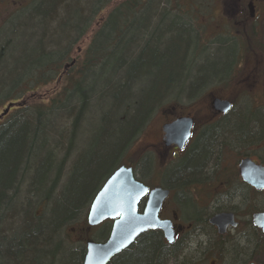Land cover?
Instances as JSON below:
<instances>
[{
    "label": "trees",
    "instance_id": "16d2710c",
    "mask_svg": "<svg viewBox=\"0 0 264 264\" xmlns=\"http://www.w3.org/2000/svg\"><path fill=\"white\" fill-rule=\"evenodd\" d=\"M114 1L93 0L81 10L79 0H35L8 22L12 26L16 16L24 13L31 15L28 21H22L23 27L13 30L11 40L2 34L9 47L14 43L13 39L26 36L32 29L44 36L36 41L32 50L27 49L35 44L30 38L23 50L21 47L14 49L19 57L6 53L5 47L0 49V106L22 104V101L24 104L0 126V264H62V261L65 264H83L84 247L81 252L73 253L58 247L60 234L64 232L61 231L71 227L88 229L90 204L104 183L123 166V160L143 127L158 110L173 102L175 107L187 98L181 88L190 84V80H195L193 86L200 81L197 76L189 74L198 61L186 59L196 40L194 37L190 44L188 36H192L193 30L185 31L183 40L188 47L183 51L179 49L182 41L176 44L175 25L170 24L162 37L156 35V30L166 25L167 14L159 13L156 17L153 13L158 26L153 31L150 13L156 5L155 0H126L114 7L101 20L83 58L78 63L74 62L71 59L74 46L89 33L92 24L111 8ZM45 7L46 11H43ZM53 24L58 26L57 30L51 29ZM23 28L27 32H23ZM56 31L61 37L55 34L56 40L51 41ZM45 37L50 42L45 43ZM167 37L172 38L169 43L165 42ZM194 47L198 49V44ZM227 48L228 44H222L218 49ZM49 51L53 54L49 55ZM235 59H239L237 54ZM72 63L74 65L71 66ZM224 64L222 66L227 69ZM234 64L227 70L228 74ZM66 66L74 72L70 78ZM203 80L206 78L203 77ZM214 81L218 82L217 79ZM62 83V88L49 100L35 99L39 91ZM145 83L149 85L140 90L141 106L135 103L126 107L123 113H119L118 107L114 106V117L99 118L98 115L95 119V114L86 113L81 118L84 112H65L68 102L75 99L78 93L90 92L96 85L103 86L101 102L112 98L118 103L115 95L119 96L120 92L125 93L133 86L144 88ZM6 92L7 95L3 96ZM87 116H92L87 123L96 131L94 148L87 156H82L78 167L76 165L73 169L68 190L55 202L50 201L45 198L46 193L52 192L63 172L62 161H58L57 157L71 152L76 136L89 126L82 123ZM100 176L104 178L101 182L104 181L99 189H93ZM50 180L53 183L51 190L47 188ZM27 184L29 190L20 192ZM35 200H39L36 206ZM40 207L45 215L38 212ZM108 228L105 230L107 237L111 226L108 225ZM248 252L247 248L237 251L240 256ZM171 262L176 264L168 259L167 250L152 235L141 238L134 249L123 253L111 264Z\"/></svg>",
    "mask_w": 264,
    "mask_h": 264
},
{
    "label": "flooded vegetation",
    "instance_id": "af4514ba",
    "mask_svg": "<svg viewBox=\"0 0 264 264\" xmlns=\"http://www.w3.org/2000/svg\"><path fill=\"white\" fill-rule=\"evenodd\" d=\"M225 1L220 0L217 36L240 40L239 59L233 61L236 66L217 79L220 86L198 94L204 99L191 111L179 110L183 104L179 103L163 112L164 122L155 135L148 127L154 117L149 120L142 172L138 175L132 167L135 179L147 190L139 214H145L154 191L169 192L158 218L169 225L173 242L162 230H150L140 239L153 235L175 251L203 249L187 264H206L207 254L213 257L211 264H256L250 259L239 262L237 251L247 248L256 257L264 248V231L255 222L264 215V71L259 68L264 64L260 62L264 34L260 35L259 28L264 0H244L243 5L242 0ZM232 80L235 87H223ZM226 92L229 98L223 96ZM214 101L229 103V111L218 112ZM181 119H191L192 127L189 139L180 147L167 142L165 127ZM219 217H223L222 228L214 224ZM106 224L112 228L113 222L99 227Z\"/></svg>",
    "mask_w": 264,
    "mask_h": 264
},
{
    "label": "rangeland",
    "instance_id": "374dc122",
    "mask_svg": "<svg viewBox=\"0 0 264 264\" xmlns=\"http://www.w3.org/2000/svg\"><path fill=\"white\" fill-rule=\"evenodd\" d=\"M70 1L72 2L74 0H70ZM79 1H80L79 2L80 9L83 10L86 8V5L93 0H79ZM123 1H126V0H115L113 2V5L111 6V8H109L108 10H105L102 13V15H100V17L97 19V21H95L92 24L93 26L91 27V30L89 31V33L86 34L82 40H80L79 42L76 43L77 45L74 46V48H73L74 52H73L72 57H71V59L73 58L72 60L74 62L78 63L79 59L83 58V54H84L86 48L88 47V45L92 39V36L99 29V24H100L101 20L107 15V13L112 11L114 9V7L120 5ZM223 1H225V0H223ZM231 1L232 0H226L225 3L227 4L228 2H231ZM243 1L244 0L241 1V3H240L241 5H243V3H244ZM233 2H235V1H233ZM28 3H29V0H3V1H0V30H2V33L0 34V43L3 42L0 46V49H3V47H5L6 53L9 52V53L13 54L14 49H19L20 47H21V50H23L25 48V46H27L26 41L29 38H30V40H34V42H31V43H35L32 45H29V48H27L28 50H32L34 45H36V41L42 40V37L44 36L43 34H41V36H40L38 34L39 31H37L35 29L29 30L27 32L23 28L21 30L23 32H27L25 34L26 36L22 35L21 38L18 37V40L13 39L12 42H14V43L11 44L12 45L11 47H9L5 42V39H4L2 34L8 35L13 30H17V29L23 27L22 21L23 22L28 21L27 19L31 16V15H26L25 13L23 15H18L15 17V19H13L12 26H9L10 23L8 24L10 19L12 17H14L15 15H17L21 9H23L25 6L28 5ZM154 3H156V5L158 7H156V5H154V7H152L153 11H152V13H150L152 15V19H153L152 20V22H153L152 24L154 26L153 31H155L156 27H158L157 26V20H156V18H154V16L156 15V17H157V15L159 13L164 12L165 11L164 9H166V8H167V12L169 10H171L172 13H177V14L182 15L181 17L187 20L186 22L189 24L191 30H193L192 36L189 34L190 36H188V37L190 39V44H192L193 39L195 37L196 40L194 41V44H198V49H195L194 44H193V46H191V49H190V54L187 56L192 58L195 55V51H196L197 55H204V56L202 59L203 62L200 64L198 63L196 68L192 69L191 73H189V74L192 77L197 76V79H200V82H201V79L203 81V77H205L207 81L209 80L211 82H213L216 79H221V78L226 77L228 75L227 70L230 68V66L232 65V63L236 57L237 49H238V42L240 40L236 37L234 39L227 38L226 39L227 41H226L222 36H217V33L219 32L218 23L220 22L219 17L217 15L218 14L220 15V13H221L220 0H155ZM183 3L187 7H188V5H191V6H189L187 8L186 6L183 5ZM180 4L182 5V7H180ZM162 9L164 11H162ZM153 13H155L154 16H153ZM32 17H34V16L32 15ZM26 24H27V22H26ZM162 26L159 27L160 28L159 31L156 30V35H159L160 37H162L164 35V33L168 27V26L167 27H165V26L162 27ZM175 26H174V28H175ZM57 28H58V26L54 25V24L51 27V29H53V30L54 29L57 30ZM259 28H260V33H261L260 35H262V31L264 34V17L262 18V20L260 22ZM185 31H188V27L186 24H185V26H178L177 34H175V37L177 38L176 44L178 45L182 41L181 44H179V46H180L179 49H182V51H183V49L186 50V48L188 47V44L186 43V41L183 40V39H185L184 36L186 35ZM58 33H59L58 31L53 32V35H52L50 40L51 41H52V39L56 40L57 36L61 37V35ZM235 34H236V31L234 29L233 36H235ZM6 39H8V38H6ZM44 39H46V37ZM171 39L172 38L167 37V38H165V42L169 43L171 41ZM50 40L46 39L45 43L50 42ZM59 40H61V39H58L57 41H59ZM225 43H228L227 49H218L222 44H225ZM8 47L10 50L8 49ZM13 55H15L16 57H19L17 55V53H14ZM224 60H225V62H224ZM261 61L264 62V59H260V62ZM66 63L69 64V62H66ZM223 64L227 65V69L222 66ZM234 66H236V64H234ZM224 68L226 70H224ZM259 68H260V71H264V64H261L259 66ZM67 71L69 72V73L67 72V75L69 76V78L72 77V75L74 74V72H72L73 70L70 71L69 69H67ZM63 84L64 83L54 85V86H51V87L44 89L43 91H39L37 93L38 96L35 97V99L38 101L49 100L51 97H53L55 95L56 92H58L62 88ZM217 84H220V82H213V83L209 84L208 86H206V88L220 86ZM148 85L149 84L145 83L144 88L141 86V90L145 89ZM223 87H225L226 89H230L231 87H235L233 85V80L231 82H228ZM198 88L197 87L195 88L191 84H188L186 86L185 96L186 95L191 96V94L196 92V90ZM227 92H229V91H227ZM227 92L223 96L229 98L230 95H228ZM200 97L197 96L195 98H190V99L184 98V99H182L181 103H183V104H180L181 105L180 109L179 108L178 109L181 111H186V112L191 111V109L196 105V103L198 101L204 99V97L203 98H200ZM174 103L175 102L171 103L167 107L162 108L161 110H158L156 112L154 118L153 119L151 118L152 120H151L150 124L148 125L150 133H153L155 135L156 128L162 122H164L163 117H162V113L165 111H170L172 107L174 108V106H173ZM5 107H6V105L0 106V114L5 109ZM15 112L16 111L13 110L11 114H15ZM168 115L169 116L167 118L172 119L171 115L170 114H168ZM9 117H11V116H9ZM6 120L2 124H0V126H2L4 123H6ZM145 131H146V125L143 127L141 133L137 137L135 143L133 144L131 150L129 151V154L127 155V158L125 157L126 159H124L122 162L123 165H125V166L135 165V167L137 168L136 172L138 175L142 172V169H141L142 165L141 164L143 162V160H142L143 151L145 149V146H144ZM89 132H91V134L94 132L93 127H89ZM149 140H151V139H149ZM87 142L89 143L88 139H87ZM93 148H94V146H91L90 150L87 152V154H83V158L85 156H87L90 152H92ZM59 157H61V155H59ZM79 163L77 164V167H78ZM70 166L71 165H68L69 168H70ZM99 178H98L99 180L97 181V183L95 185H93V189H96V188L99 189L102 182L104 181L103 180L101 182V180L104 179L103 176L102 177L100 176ZM21 189L22 190L20 192H23L24 188H21ZM82 218H84V214H83ZM108 225L109 224H106L105 226L97 227V228L92 229V230H88L89 228L86 229V227H84V229H82V230L77 228V227L76 228L71 227L69 229L67 228V229L61 231V232H63V231L64 232L60 234V238H63L65 236V239L67 240V242L73 244L74 249H77L79 247L82 248V246L84 244H86V242H89L91 240L102 242L104 240V238H106V236H107L105 230H107ZM261 241H262V244L264 245V240H261ZM199 251L203 252V249H199V250L195 249L194 251L193 250H187L184 257H186V259L188 261H190V259H193V258L195 259L198 257V254L200 253ZM205 257L208 259V260L206 259L207 260L206 264H211V262L213 261V257L210 254H207V256H205ZM253 257H254V259H251L252 262H255L256 264H264V248H262L260 250V252L258 253V255L256 257H255V255Z\"/></svg>",
    "mask_w": 264,
    "mask_h": 264
},
{
    "label": "water",
    "instance_id": "95a60500",
    "mask_svg": "<svg viewBox=\"0 0 264 264\" xmlns=\"http://www.w3.org/2000/svg\"><path fill=\"white\" fill-rule=\"evenodd\" d=\"M213 104L218 112L225 113L230 109L227 102L214 101ZM15 106L9 105L0 119L7 116ZM191 127V119H181L166 126L167 142L181 147L189 139ZM146 194V188L135 179L133 168L121 167L114 172L95 196L87 216L89 228L99 227L108 221L113 222L109 239L105 243L88 242V252L83 264H110L150 230H162L166 239L173 242L169 225L158 218L159 210L169 192L161 189L154 191L150 195L145 214L141 215L138 208ZM222 218L214 221L219 228H222ZM255 222L264 231V215H259Z\"/></svg>",
    "mask_w": 264,
    "mask_h": 264
},
{
    "label": "bare ground",
    "instance_id": "6f19581e",
    "mask_svg": "<svg viewBox=\"0 0 264 264\" xmlns=\"http://www.w3.org/2000/svg\"><path fill=\"white\" fill-rule=\"evenodd\" d=\"M0 1H3V0H0ZM34 1L35 0H30L29 3L32 4ZM164 10L162 9V11H164ZM43 11H46V7L43 9ZM162 13H166L167 14V16H166V23H165L166 25H164L165 27L169 26L170 24H173V25H176L175 28H174L176 30L178 28V26H185V24H186L187 27H188V29L189 30L191 29L190 26H189V24L185 23L187 20L184 19V18H182L180 14L172 13L171 10H169L168 13L166 11H164ZM12 37H13V31L10 32L7 35V38L9 39V41L11 40ZM48 53H49V55L50 54H53L50 51ZM48 53H46V54H48ZM203 56L204 55H197V54H195L192 58L189 57V56H186V59H194V62H197L198 61V63L200 64V63L203 62V60H202L203 59ZM67 65H69V64H67ZM195 68L196 67H193V69H195ZM210 82L211 81H209V80L208 81L207 80H205V81L203 80L201 82L200 81L199 82H196V85L194 87L195 88L196 87L197 88L199 87V88L196 90V92H194L193 94H191V96L187 95V98H190L192 96L198 95L201 92H203L206 89V86ZM189 83L193 86V84H195V80H194V82H193V80H190ZM95 88L92 89L90 92H87V93H81V92L78 93L77 94V97L75 99H73L72 101L68 102V104L66 106L65 112L67 113L69 111H75V114H77V113L80 114V113L84 112V114H82L81 118L86 113L91 114V115L95 114V116H96L95 119L98 117V115H99V118L100 117L101 118L102 117L111 118V117H114L115 116V113H116V112H114V106H117L118 107L117 108V111L120 110L119 113H123V111L126 109V107H130L131 105H135V103H137V104H139L141 106V104H140L141 99L139 97L140 96L139 94H140L141 88H136V87L133 86V87L129 88L127 91H125V93L120 92L119 93L120 94L119 96H118V94L115 95L116 99H118L117 100L118 103L117 102L115 103L114 101H112V98H111L110 101H107L105 103L104 102H101V98L104 97V94L102 93L103 92L102 91L103 90L102 89L103 86L99 84V85H96ZM181 91L183 93H185L186 92V87L181 88ZM7 93L8 92L4 93L3 96L7 95ZM132 95H133V98H131ZM94 96H97V98L96 99H93ZM21 103L22 104H20V103H11V104H14L16 106L13 107L10 110V112H9V114L7 116H5L4 118L0 119V124H2L7 119V117H9V115H11V113H12L13 110H17V109L23 108V106H24L23 101ZM11 104H9V105H11ZM9 105H7L5 107V109L2 111V113L0 114V116L3 114V112L7 109V107ZM71 114H74V113H71ZM89 119L92 120V116H87V119L85 121H83L82 123H86L87 125H89L87 123V121ZM89 127H90V125L86 129L83 128L82 130H84V131L81 132L80 134H78L76 136L75 146L72 147V150H71L70 153H67V155L66 154L65 155H61V157H59V158L57 157V160L58 161H60V160L63 161L62 163H64L65 165L61 163V165L63 166V172L61 173L62 175H61L60 181L58 182V184H56V186H55V188L53 190H51L53 188L52 180L49 181V183L47 185V188L50 189L52 192L49 193V194L46 193V197H45L46 199H49L50 201H53L54 200V202H55L56 200H58V198L60 196L63 195V193L65 191L68 190V187L70 186V184H71L70 182H71L72 177L74 175L73 169H75L77 167L76 165L80 161V159L83 156V154H87V152L90 150V147L93 146V143H94V140H95L94 138H95L96 131L93 129L94 132L91 134V132L88 131L89 130ZM87 139L89 140V143L87 142ZM66 147H67L66 149H69L67 145H66ZM68 165H71L70 168L68 167ZM73 166H74V168H72ZM54 167L56 168V165ZM121 167H127V168H129V166H125V165H123ZM120 168H118V169H120ZM28 190H29V184H27L24 187V191L25 192H27ZM37 201H39V200H35L34 201V202H36L35 203V206L37 205ZM91 204H90L89 210L91 208ZM89 210L87 212V216H88ZM38 212L41 213V214H43V215H45V212H44V210L41 207L38 209ZM87 226H88V224H87ZM95 228H97V227H95ZM95 228H90L88 230H92V229H95ZM108 239H109V236L108 237L106 236V238H104V240L102 242L93 241V240H91L89 242L105 243V242L108 241ZM139 241H140V238H138L136 240V242L134 243V245H132L130 248H128L123 253H125V252H127V251H129L131 249H134L138 245V242ZM87 244H88V242H86V244H84L82 246V248L83 247L85 248L84 249L85 250V257H86V254L88 252ZM161 245H162L163 248H165L167 250L168 259L173 260L174 262H176V264L181 263V262L187 264V263L190 262V261H187L186 260V257H184V255L186 254L185 249H184V251L183 250H180V251L177 250V251H175L170 246L165 245L163 242H161ZM58 247L60 249H62L63 251H70L72 253L73 252H81V247H79L77 249H74L73 248V244L68 243L67 240L65 239V236L63 238H60V241L58 243ZM123 253H121L119 256H121ZM252 255L253 254H251V253H245V255H243V256L237 255V260L239 262H245L247 259H250V260L251 259H254V257H252ZM119 256H117V257H119ZM60 263L61 262H59V264ZM83 263H84V261H83ZM62 264H65L64 261H62Z\"/></svg>",
    "mask_w": 264,
    "mask_h": 264
}]
</instances>
